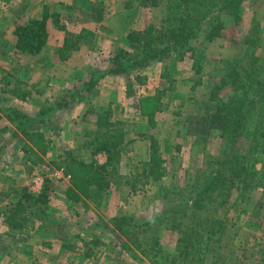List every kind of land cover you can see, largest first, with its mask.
Instances as JSON below:
<instances>
[{"label": "rangeland", "instance_id": "1", "mask_svg": "<svg viewBox=\"0 0 264 264\" xmlns=\"http://www.w3.org/2000/svg\"><path fill=\"white\" fill-rule=\"evenodd\" d=\"M220 2L0 0V114L13 110L6 107L10 101L25 102L30 129L47 139L44 152L35 150L33 161L40 162L23 157L26 173L38 169L45 178L47 198L28 211L26 228L15 235L3 223L14 188L3 183L9 173L0 174V202L6 201L0 206V264L60 256L69 264H264V0H237L227 11ZM45 15L43 50L36 56L16 51L13 29ZM182 27V45L140 65L145 43L130 45L129 34L151 30L162 40ZM124 54L130 56L128 74L103 75L100 88L90 92L97 102L110 92L126 101L128 110L112 120L125 131L121 173L98 179L114 186L108 196L94 198L92 187L86 197L74 184L84 172L77 162L97 163V154L88 156L92 146L84 136L64 149L66 137L85 125L73 121L81 113L74 101L66 108L55 104L83 92L92 71ZM224 124L231 133L222 132ZM51 145L54 155L45 158ZM80 148L89 152L83 156ZM0 159L5 164L7 158ZM236 167L242 173L233 178ZM60 169L69 179L48 177ZM164 191L168 201L161 203L157 195ZM119 215L134 219L126 235L112 222ZM37 227L49 231L36 240L48 238L44 245L59 247L57 254L23 248Z\"/></svg>", "mask_w": 264, "mask_h": 264}, {"label": "trees", "instance_id": "2", "mask_svg": "<svg viewBox=\"0 0 264 264\" xmlns=\"http://www.w3.org/2000/svg\"><path fill=\"white\" fill-rule=\"evenodd\" d=\"M187 1L189 2V0ZM236 2L237 0H221L220 4H222V9L227 11L230 6L235 5L237 7L238 4ZM207 6L209 5L207 4ZM185 21H191V16H187ZM176 31L177 32H175V30H172L170 32V36H167L162 40L155 39L151 35V30L145 34L136 33L135 38H133L134 34H129L128 41L130 45H133V43L136 41L142 44L145 43L146 56H144V59L140 62V65L148 60H161L162 57L169 54L170 50H172L173 48L175 50L179 45H182V43L185 42V39L184 41L182 40L183 36L186 33V29L182 27L178 28V30ZM13 35L15 37L14 48L16 49V51L29 56L38 55L45 47L48 39L47 15L43 16L39 20H30L26 25L16 26L13 29ZM161 45L163 46L161 47ZM64 47L65 50L71 48L70 46H68L67 42L65 43ZM129 62L130 56H126V54L113 56L108 60V68H105V70H94L91 72L89 80L84 83L85 88L83 92L78 93L76 96L74 95V93L65 94L63 97H61V101L56 102L55 104V107L57 108H66L69 101L84 104L85 111L81 117V121L82 124L85 125V128H83L82 130V134L88 139L85 142V146L87 148L92 146L90 153L93 156H95L97 153H104L106 155V163L103 164V166H95V163L93 162H90L88 164L84 162L82 163L80 161L77 162L78 166L81 167L84 172L82 176H79L77 178V182L75 181L74 184L77 187H79V184L81 185V189H77L81 191L82 194L86 197L88 196V190L92 187H95L98 192H102L105 190L107 191L108 184L105 183L104 180H98L99 178L103 177L104 179H108L109 181H111L113 178L119 177L120 174L118 166L121 159L123 146L125 144V131L123 130L122 126H117L116 123H113V112L110 106L99 105L96 101V97H92L91 99L90 92H92L93 89L96 88L98 84L97 79L101 78L103 75H127L129 67H131ZM126 64L129 65L126 66ZM96 72H101L99 75H102L98 76ZM95 75H97L96 78ZM130 91L131 90L128 91V94H130ZM51 107L53 108V106H50L49 108L47 107L45 111L43 110L42 115H45L47 111L51 110ZM9 113L10 115L12 113L15 114L16 118H22V116L26 117L25 115H22L16 111L13 112L9 110ZM39 121L41 123L42 120H38L37 122ZM30 127L31 126H29V124H26L23 125L20 130L24 137V139L22 138V143L24 145L23 151H25L26 154V148H28L30 151L28 154L30 155H36L34 154V149L44 152L46 148L45 146H42V143L45 142L43 135L37 132V130L39 129H34L36 130V132H30ZM223 129V133H231L228 124H224ZM27 142H29L35 148H33L32 146L31 147L33 149L30 148ZM69 151L67 150L65 152H68V154L72 152ZM29 160L32 161L31 157L29 158ZM38 162L40 161L35 162L34 160L31 163L33 165H36ZM150 168H154V166L151 165ZM241 171L242 167H236L235 169L230 170L229 175L233 178H237L235 176H238L240 173H242ZM216 176H218V173L216 174ZM211 180H213L214 183L215 180L219 179L212 177ZM220 180H223V177ZM125 184H127L126 181ZM134 185L135 184H133L132 187H134ZM214 185L219 184L216 183ZM43 189L44 190H42L43 192L40 195L32 194L27 188L12 189V202L5 208L4 213V223L7 226L9 234L15 235L16 233H21L26 228L29 221L28 211H31L30 209L32 207H38V204L40 202L45 204V198H47V184H45ZM173 189V191H175V188ZM167 191H164V194L162 196L157 195V198H159V201L161 203L164 201H168V198L165 195L167 194ZM168 192L170 194L172 193V190L171 192ZM122 217L123 215H119L112 222L116 225L117 229L122 235H126L127 233H125V231H129L128 226H133L134 219L128 220L127 218Z\"/></svg>", "mask_w": 264, "mask_h": 264}, {"label": "crops", "instance_id": "3", "mask_svg": "<svg viewBox=\"0 0 264 264\" xmlns=\"http://www.w3.org/2000/svg\"><path fill=\"white\" fill-rule=\"evenodd\" d=\"M115 77L116 76H114L113 78H115ZM99 86H100V83H99ZM99 86L96 88L99 89L100 88ZM2 93L5 95V93H7V91L4 89V90H2ZM107 94L109 96L107 95V97H105V96L103 97L104 99H106V101H100V102H98V104L102 105V106H110V108L112 109V112H113L112 120H114V122H115L117 119H119L115 116H117V114H120L121 110L123 111V113H125L126 110H128V107L126 105V101L125 102L122 101V100H124V98L122 100H118V102H117L113 98V94L111 95V92L107 93ZM31 97H32V95H31ZM24 103H22V101H18L16 99L15 101H10L6 107H9V109H13L12 110L13 112L16 111L22 115H26V114L22 113V108H23ZM74 104L75 105L77 104L76 106H78L80 111H81V113L79 114V119L73 120V121H76L79 125V124H82L81 117L85 111V105L79 104L77 102H75ZM32 117H34V116L32 115ZM27 120H31L30 115L26 116V117L22 116V118H16L15 114L12 113L10 115V113L8 111L6 112V115H4V116H1V114H0V124H1V126H0V157H2V160H3V157L7 158L6 162H4L5 164H3V162H1V159H0V162H1L2 167H3L2 170H0V174H2V176L4 177L5 176L4 173L5 174L9 173L8 175H6V177H9V178H4L5 180L3 179L4 180L3 183H5V185H11L12 188H27L29 190V183L31 181L32 170L29 169V172L26 173L25 167L23 166V157L29 155L31 157V160L33 161L35 155L28 154L30 152L28 148H26V151H27L26 154H25V151H23L24 145L22 143L23 142L22 138L24 139V137L20 131L22 126L17 127L21 123L23 125L31 124L30 122H27ZM42 123H44V122L41 121V123L39 125H43ZM44 126L46 127V125H44ZM132 127L133 126H131V128ZM31 128L33 129V127H31ZM29 131L33 132L34 130L29 129ZM82 133L83 132L81 131V127H80L77 135L71 134V136H69V138L66 137L67 142H65V141L64 142L67 144H63V145H66V146H64L65 147L64 149L74 148V146L76 145L75 138H76V140L82 139V136H84ZM42 134L45 136V133H42ZM46 136H47V134H46ZM62 139L63 140L65 139V134L63 136H61V140ZM9 140H11V142H6ZM45 140H47V139L45 138ZM27 144H29L30 148H32V147L35 148L29 142H27ZM50 148H51V153L49 151H46L45 158H48L49 156L54 155V152L52 150V145ZM81 148H82V146H81ZM58 149L59 148L56 146L55 151ZM34 150H36V149H34ZM81 152H82V155L84 156V153L86 155L89 151H85V150L81 149L79 151V153H81ZM12 153H14L13 157H15V159L18 157L17 161H10L11 159L9 158V156H11ZM34 154H35V151H34ZM16 155H17V157H16ZM88 156H93V155L89 152ZM95 157H97V160H95L97 162V163H95V166H103V164L106 163L107 158H106V155L104 153H97V155ZM26 159L30 163L32 162V161L28 160L29 158H26ZM6 167H8V168H6ZM119 172L121 173V170ZM110 184H112V183H110ZM70 188L71 187H68L67 191L70 190ZM113 188H114V186H110V188L108 189L109 191L107 193L106 192L104 193L103 191L98 192L97 189L94 187L93 188L94 198H96V195H98L99 197L101 195L102 197L105 198V196H108L110 194V192ZM71 189H72V191L74 190L73 188H71ZM0 200H2V199H0ZM103 200L99 199V201H100L99 204H102V205L105 204ZM4 203H6V201L0 202V206H2ZM5 228H6V226H5ZM44 230L43 229L39 230V227H37V228H35V231H33L34 233L32 235L29 234L28 237L23 236L26 238V241H24L26 244L23 246V248L25 250L28 249L29 251H32V250L37 251V253H40V254H45V252H55V250L59 251V249H55V248H59V247H55L53 244L51 246L49 244L44 245V241H46V242L48 241V238H46V237H44L43 242L36 240V237H38L40 234H42L43 232H44V234H46L47 231H49L46 229H44ZM37 243H40V244H37ZM35 244L37 245L36 247H34ZM21 245H23V242L21 243ZM44 246H46V248H44ZM47 246H50V247H47ZM57 253L55 252V254H57ZM61 258L62 257L60 256V258H58V260H55V259L44 260L43 259V260H41L42 262H39V263H41V264H58V261ZM65 258H69V257L67 256ZM63 261H65V260L62 258L63 264H69L68 262L64 263Z\"/></svg>", "mask_w": 264, "mask_h": 264}, {"label": "built area", "instance_id": "4", "mask_svg": "<svg viewBox=\"0 0 264 264\" xmlns=\"http://www.w3.org/2000/svg\"><path fill=\"white\" fill-rule=\"evenodd\" d=\"M46 171H49V168L46 169ZM43 173V172H41ZM49 178H55V179H69V176L64 177L63 173H62V169L58 170V171H53L52 174L50 176H48ZM45 178L42 177V174L38 173V169H34V171L31 174V181L29 183V191L32 194H36L39 193L40 191L43 190V185H44V180Z\"/></svg>", "mask_w": 264, "mask_h": 264}]
</instances>
